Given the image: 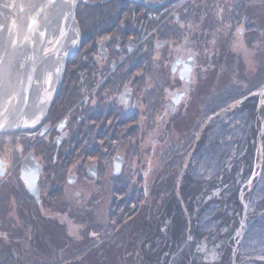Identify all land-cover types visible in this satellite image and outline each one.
I'll return each instance as SVG.
<instances>
[{
	"label": "rangeland",
	"instance_id": "rangeland-1",
	"mask_svg": "<svg viewBox=\"0 0 264 264\" xmlns=\"http://www.w3.org/2000/svg\"><path fill=\"white\" fill-rule=\"evenodd\" d=\"M126 1L128 0H109L107 4L115 8ZM219 1H221L220 3L227 2ZM239 1L243 4L240 15L250 17L256 23L260 20L259 25H264V0H261L262 3L259 5L255 0ZM139 2H147L148 6H161L159 0H136L132 5L138 6ZM85 3L89 8L97 7L90 0H86ZM176 3L177 8H180L181 5L191 6V12H193L191 19L197 24L195 27L199 31L201 29L203 31L211 30L214 24V21L211 20L212 17L209 16L211 11L210 9L201 11L199 0H176ZM225 6L220 5L216 9L221 10V18L224 16L222 11L225 10ZM230 6L234 5L230 4ZM93 14H89L88 19L97 22L96 19L99 18L95 24L98 28H105L108 17L115 16L96 12L92 18ZM260 14L262 16L258 17ZM145 19L148 23H157L156 20L161 18L152 13ZM100 21H105L106 26ZM137 24L138 22H134V25ZM243 29L244 26H238L234 30V34L229 35L228 38H225L221 28L214 29L213 31L216 33L211 31L210 38H214L216 44L210 42L206 35L196 33V36L198 35L196 43L200 42L202 48L199 60L202 58L203 62H200L198 56H195L196 62L192 59L193 62L188 63L184 71L191 72L193 68L192 74L197 79L198 72L204 70L199 74V86L196 88L200 92V100L203 103L215 101L217 104H221L222 101L224 102L226 93H232L231 89H236L237 86L241 87L240 92L243 96L234 104L238 109L243 108L242 113L244 114L240 116L243 117L242 122L247 120L248 116H252L251 120L256 122L255 127H260L258 126L260 124L257 123L258 115L254 110L264 115V36L255 38L249 36L248 38V35L244 36L245 32L241 33ZM258 31L253 29L250 32L257 33ZM124 34H128L127 31L113 30L108 35L100 36V41L96 43L92 44L87 40L86 43L84 42L83 48L80 45L74 48L80 53L67 59L65 74L60 82L62 87L58 88L50 110L48 107L47 114L55 117L51 126L62 124L59 119L66 117V123L68 122L66 128H68L71 137L68 135L67 137H55L53 131L48 134V137L52 138L50 140L53 141L50 148L40 147L42 142L31 145L28 143V145L19 147L15 141L18 139L14 134L8 132L1 134L4 135V140L0 141V151H3L6 159L0 158V163L9 164L16 161L18 167L9 168L7 166L0 176L3 178L1 182L6 187L0 185V194L7 189L10 197L9 202L1 196L0 203H9L8 207H12L8 210L5 205H1L0 218L7 213L8 221L0 222V264H163L161 263L162 257H166L168 249L176 243L173 241L178 239L175 235L167 237V223L172 220L175 221V231H183V238L179 243L185 241L183 244L189 245L183 246L181 263L175 260L168 264L195 262L209 264L210 261H213V264H239L234 261L235 259L241 261L240 264H264V255L259 254V250H247L246 245L249 239L250 243L258 244L264 235V219H262V217L264 218V199L258 198L260 200L251 201L248 200V196L244 199L243 192L239 189L236 190V197H233L232 191L229 193L227 191V189H231L227 184L228 179L226 180L225 177L227 172L221 173V178L215 180L214 188L207 189L205 187L204 189L201 182H195L197 178L204 183L213 182L214 176L204 175L203 167L224 165L232 159L229 157L231 147L234 148L237 145L243 147L242 141L245 138H240L237 143H233V139L225 138L229 133L230 122L226 121L227 113L223 109L217 114L218 119L209 118L205 121L197 116V106L194 108V112L189 110L186 111L188 112L186 114V106H181L186 101H182L169 117L161 120L157 119L158 116L150 118L152 120L150 126L142 125L140 128L144 132L142 137L138 135L127 137L119 149L110 144L109 153L106 154L100 152L98 144L94 141V136L100 134L103 127L98 119L91 116L95 118L91 125L89 122L80 120L78 106H85L84 102H79L80 96L70 95V101H64L66 99L65 92L69 91L68 88H65L67 74L77 66L78 57L83 61L88 58L83 57L81 49L86 51V47L90 44L93 48H97L98 42H109L111 36L114 37V40L124 39L122 36ZM151 39L155 44L158 41ZM214 45L215 48L217 47V50L214 51L217 53V58L223 57L222 54L229 53L227 47L231 46L232 50L238 52L239 57L245 63L238 64L236 67L222 59L218 61L215 58L216 60H212V62L205 60L204 58L211 52L207 49L208 46ZM111 49L110 52H113ZM211 54L214 55L213 51ZM153 60L155 59L147 63L148 82H152L153 89L158 88V92L160 91L161 95L157 101L159 110L168 100L169 90L172 87L170 80L166 82L164 81L165 77L158 74L160 63L157 64V69L154 67ZM196 63L197 65H195ZM162 67L165 68V66ZM167 68L169 71L172 69L171 66ZM107 69H109L107 65L100 69V78L104 81L100 83L99 87H97V83L87 82L91 84V88H97V90L102 88L100 94L103 91H109L107 84H117L115 76L113 80L109 81L111 76ZM180 69H182L181 66ZM66 70L68 71L66 72ZM233 72H238V76ZM150 74H153L152 77ZM258 84H261L262 92H252ZM70 93L72 92L70 91ZM239 96H241L240 93ZM112 99L109 94L105 97L106 101ZM65 102L75 106L71 114L67 113L68 108H66ZM110 105L119 106L114 102ZM246 109L250 113L245 115ZM60 111H63L64 115L59 118ZM68 114L69 118L73 117L72 121L68 120ZM240 117L237 119H241ZM132 120L136 119L132 118L130 121L128 119L125 122ZM155 120L159 122L158 126H156ZM115 123L117 122H114V125ZM70 126H72V130H70ZM119 126L118 124L115 127L124 132V127L122 126L120 129ZM167 131L168 136L160 139L161 134ZM84 135L86 137L83 139ZM63 137L65 139L61 140ZM257 138H259L258 147L263 146V137ZM69 139L73 140L71 149L67 148L71 143ZM138 139L141 140V144L136 143ZM65 143L68 145L63 146ZM126 144L134 147L135 155L128 153ZM57 146L59 147L55 149ZM40 149H44L43 152H38ZM85 149L92 152L94 157L83 159L79 154L83 153ZM104 149H106V145ZM172 149L177 151L171 152ZM9 151L13 154H10ZM225 151L227 152L226 156ZM194 152L198 153L194 155ZM238 153L248 156L249 152L247 150L245 152L238 151ZM30 155L34 159H31ZM133 156H136L137 159H134ZM115 157H119V159H115ZM27 158H30L31 164L28 162L29 166L25 168V159ZM116 164L119 166L118 169ZM258 164L259 168L264 166L260 159ZM31 165H34V168L30 169ZM188 167H190L189 171ZM185 169L188 172H184ZM243 169L245 167L237 174H241ZM86 171L89 175H86ZM151 174L156 181H160L161 177L169 180L172 188L169 185L164 187L161 182L165 180H162L160 184L155 185L153 190L156 191L151 196L150 184L154 182V179L150 177ZM189 174L191 177H188ZM34 175L38 179V197L47 205L41 214L38 210L30 213L22 208L30 203L21 199L25 188L23 180L25 178L30 181ZM85 175L86 177L83 178ZM136 179L139 181L135 182ZM191 180L194 182L192 183ZM142 182L144 184H141ZM220 184L225 187H219ZM179 185L184 187L177 189ZM245 188L246 190L250 189L251 193L252 188L249 182ZM25 191L27 192L26 189ZM105 192H108L112 197L119 194L115 198L117 203L113 204L105 197H98ZM35 201H37L36 198ZM4 209H6V213ZM206 212L207 214H205ZM249 225L258 228L251 233L246 231ZM156 245H159L158 249ZM238 247L244 248L241 253V256L244 254L242 258L237 253ZM188 249L193 252L192 256L195 255L196 261H193L190 256H185L184 253Z\"/></svg>",
	"mask_w": 264,
	"mask_h": 264
},
{
	"label": "bare ground",
	"instance_id": "bare-ground-1",
	"mask_svg": "<svg viewBox=\"0 0 264 264\" xmlns=\"http://www.w3.org/2000/svg\"><path fill=\"white\" fill-rule=\"evenodd\" d=\"M85 1L86 0H0V108L2 107L0 109V135L7 132L14 134L18 139L15 141L16 144H19L17 145L19 147H21V145H28V143L29 145H31L33 143L42 142V144H40V147L50 148L53 141L50 140L51 137H48L49 132L54 131L56 133H67L65 128V126L67 125L65 120L66 117H64V119H59L62 124L51 126L53 125L52 121L54 119L51 117L48 118L47 110L48 107H51L52 101L59 90L58 88L62 87L60 85V82L65 74L64 70L67 59L74 54L80 53L79 50L73 49L78 45H80V47L82 46L83 48V40L87 39L88 42L93 44L94 42L96 43L97 41H100V36L108 35L113 32V30L128 31V29L134 24V22L140 23L136 28L137 35H131L133 37L132 39L124 38L114 40V37L111 36L109 42H98L97 48H93L92 44H90L86 47V51L81 49V51L83 52V57L88 58L86 59V61L81 60L80 57L77 58V66L73 67L66 76L67 80L65 83V88H68L69 91L65 93L70 94L71 91L72 96H74V94H77V96H80L82 98L92 97L93 105L90 108V116H88L86 119L91 118V116H95L97 119H110L111 115L108 112V108L110 103L112 102L122 105L125 103L124 101H126L124 105L129 106V97L128 94L124 91H116L117 93L113 96V99L111 101H106L105 97L102 96V98L100 99L101 96H98V94L96 95L95 93H91L90 91L92 89H88V91L83 90L84 85H86L88 81L99 84L104 81H102V78H100V69L104 68V65L105 67L107 65V68H109L107 69V72H110L109 76H112L113 74L118 73V71L121 70L123 66L130 62L129 60L131 59V55L135 56L144 51L145 47H148L146 51L149 55L147 56H149V58L151 59H155L153 60L154 67L158 69L157 64L160 63V71L158 72V74L161 77H167L166 69L162 67L163 63L165 65V61L162 62L160 60L162 56H160L161 47L162 49L168 50L167 56H162L164 60L167 59V62L169 64L172 63V66L175 65V67H177L178 65H181L183 67V65L186 64L185 62H187L188 60L184 58L185 56H180V58L178 59H172L171 55L178 53L179 50L198 52L195 46L191 43V40L187 36L185 30L182 34V37L185 40L184 42L182 39L173 37L165 39L166 35L170 33L168 31H165L168 30L166 25L170 22V19L172 22H177L182 19V17H192L193 12H191V6L189 5H186L187 9L177 8L178 5L176 3V0H159L161 6L156 5L139 7L136 5H132L134 3L132 0L128 3L122 2V5L119 4V7L117 6L115 8L111 7L109 4H105L102 7L97 6V8L101 9L100 11L102 12V14H113L116 16L115 17L110 15L108 17V20L106 22L107 26L104 24L105 21H100L103 22L106 27L98 28L95 26V24L98 22L99 18L96 19L97 22H93L92 20L87 18L89 14H96V12H94L92 7L89 8L88 4L84 3ZM224 1L227 2L220 3L221 1L219 0H199V3L201 11H205L208 9H210V11H214L220 5H226L229 8L230 4L237 3L236 0ZM255 2L258 5L262 3L260 1ZM164 8L170 9L163 12ZM74 12H76V15H74ZM150 13L155 14L161 19L156 20L157 23H147L145 18L148 17ZM245 19L248 20L247 18ZM13 21H15V24ZM172 34H175V32H172ZM254 35L258 37L257 34ZM262 36H264V32ZM151 38L158 39V41H156V44L152 41ZM87 40L85 41V43L87 42ZM213 44L216 43L214 42ZM111 48H114L115 50L113 51ZM110 49L113 52H110ZM211 55L214 58L207 59L211 60V62L212 60L215 61L217 59L218 61H221L222 59L230 62L232 66L236 67L238 66V64H243L242 61H238L236 57H234L239 55V53L235 51L227 54H222L221 56H223L224 58H217V53L214 54L215 56L213 54ZM188 56L189 61L192 62L193 59L196 62L194 54H190ZM202 60L203 59L200 58L199 61L201 62ZM67 71L68 70H66V72ZM236 90L237 89H231L232 93L230 92L225 94L224 108H221L215 101L209 103L201 102L200 92L197 90L192 91L188 95L191 100L189 101L191 105L186 106L185 111L193 110L197 106V116L207 121V119L209 118L218 119L217 114L221 109H223L227 113V115L231 112V110H233L228 115V117L227 115L225 116L226 118H228L227 121L230 122V125L228 126L229 133L225 136V138L230 140L233 139V143L239 142L240 138H245V140L242 141L243 147H238L239 145H237L236 147H231V149H229V157H232V159L227 162L228 165L217 164L213 165L212 167H203L204 175L215 176L214 181L209 183L205 182L203 188H214L216 186H214V184L216 183L215 180H218L219 174L224 172L229 173L232 171L231 176L228 177L230 178L229 181L232 182V186L243 192V198L245 199L246 196H248V200H260L258 198L264 199V166H261L259 168L258 160L260 159V161L264 164V145L258 147V144H256L255 140L258 141L259 138L257 137H264V115H262V113H258V111H255L251 107L258 115L259 121L257 123H260V127H255L256 122L253 120H245L244 122H242L243 117L240 116L244 114L242 113L243 110L238 111L239 117L241 119H237L236 114L238 107L234 106L235 104L233 102H235L242 96L238 97V95L234 93V91ZM260 91L262 92V89H260L259 92ZM187 93L188 92H185L183 95L186 96ZM177 100H179V98H177ZM254 101H256V98H254ZM172 104L167 107L168 111L170 112H172ZM248 113H250V111L246 109L245 115ZM86 119H82L81 121L88 122V120ZM238 129H240V131H238ZM142 133L144 132L139 130L136 135L142 137ZM118 134L124 135V133H121L119 130L117 132V130L113 129L109 130L107 133L95 135L94 141L98 144L100 152L104 150V152L107 153V151L110 150V144L116 143L120 140L123 141V145L124 141H126V137H116V135ZM64 139V137L61 138V140ZM3 140L4 135H1L0 141ZM248 140L249 142H247ZM69 141L71 142L69 145L68 143H65L63 144V146L68 145L67 148L71 149L73 147V140L69 139ZM136 143L141 144V140H136ZM105 145L106 149H104ZM127 146L128 148L126 149H128V153L135 155L134 147L129 145ZM58 147L59 146L55 147V149H57ZM43 150L44 149H40L38 150V152H43ZM247 150L249 152L248 156L238 153V151L245 152ZM9 153L13 154L10 151ZM197 153L198 152H194V155ZM33 154L36 155V153ZM226 154L227 152L225 151V156ZM79 155H81L83 159L87 157H94L93 153L89 152L86 149ZM9 157L12 159H16L12 156ZM0 158L6 159V157H4L3 151H0ZM30 158L34 159L31 155ZM30 158L25 159V168L29 166L28 162H30L31 164ZM133 158L137 159L136 156H133ZM115 159H119V157H115ZM7 166H9V168L18 167L16 161H12L9 164L0 163V176L4 173V169H6ZM32 167L34 168V165H31L30 169H32ZM240 167H245L246 176L248 177V182L250 185H252L254 179L257 178V184L256 186L252 187L251 193L250 189L246 190L245 185L239 182L238 179L234 177L239 172ZM116 168H119L117 164ZM234 169L235 171H233ZM189 170L190 167H188V171ZM188 171L186 169L184 170V172ZM157 172L159 171L157 170ZM86 175H89L88 171H86ZM86 175L83 178H85ZM150 177L154 179L153 174H151ZM188 177H191V175L189 174ZM2 179L3 178H0V185L4 186V183L1 182ZM162 180L165 181L161 182ZM137 181L139 180L136 179L135 182ZM23 182L25 184V182H27L26 179H24ZM160 182L164 187H167L168 185L169 187H171L170 181L166 180L164 177H161L160 181H156L154 179V182L150 184L151 196H153L154 192L156 191L153 190V188L155 187V185L160 184ZM193 182L194 181H192V183ZM195 182L202 181L197 178ZM141 184L144 183L142 182ZM182 187L184 186L179 185L177 189ZM219 187L224 186L220 184ZM6 190L2 194H0V198L1 196L5 197L6 200L10 202L9 190ZM227 191L229 193L230 190L227 189ZM5 192L7 197L5 196ZM116 196L112 197L108 192H105L103 193V195H100L98 197H105L108 201L116 204ZM36 200L41 202H30L22 208H25L26 211L30 213H34L35 210H38V212L41 214V212H43V209L47 208V205L46 203L42 202V199L40 197H37ZM1 205H5L6 209L8 210L12 208L8 207L9 203H0V213L2 210ZM6 209H4L5 213ZM15 211L16 209L14 210V212ZM205 214H207V212ZM262 219L264 218L262 217ZM7 221L8 217L6 213L5 215L3 214L2 218H0V222L2 223ZM167 225V237L170 238L171 236L175 235L176 237H178V239L177 241H173L176 243H174V245H171L168 251L166 248L167 254H165L166 257L163 258L162 263L168 264L169 262L175 260L181 263L182 252L184 250L183 246H188L189 244H183L185 243V241L179 243L180 239L183 238V231H175L176 228L174 220L168 222ZM257 228V226L249 225L246 231L252 232ZM172 232L174 233L172 234ZM243 239L245 240L244 235ZM243 250V247H238L237 253H239V255L241 256ZM184 254L185 256L192 257L193 261H196L194 259L195 255L192 256L193 252L190 249H188V251H186ZM234 261L239 264L241 263V261H237L236 259ZM190 264H199V262ZM202 264L204 263L202 262Z\"/></svg>",
	"mask_w": 264,
	"mask_h": 264
},
{
	"label": "flooded vegetation",
	"instance_id": "flooded-vegetation-1",
	"mask_svg": "<svg viewBox=\"0 0 264 264\" xmlns=\"http://www.w3.org/2000/svg\"><path fill=\"white\" fill-rule=\"evenodd\" d=\"M236 1H237V3L233 4L234 6H232V7L230 6L229 8H227V6H225V10L222 11V12H224V16L222 18L220 17V11H221L220 9H218L216 11H211V14H209V16H211L212 17L211 20L214 21V24H213L211 30L206 29L203 31L201 29L199 31L195 27V26H197V24L195 22H192V19H191L192 17H188V16L182 17V19H180L177 22H172L171 19L169 18L170 22L167 23V25H166L168 30H165V31H168L170 33H168L166 35L165 39H168L169 37H173V38L182 39L184 42L185 40L183 39L182 34L184 33V30H185V32L187 33V36L191 40V43L198 50V52H188L187 50H179L178 53L171 55V58L172 59L173 58L178 59V58H180V56H185L184 58L189 61V59H188L189 56H186V55H190V54L193 55L194 54V56L199 57V54H200V51L202 50V48L200 46V42H199V44L196 43L197 36H198V35L196 36V33H198L199 35H206V37L209 39L210 42H214V38H210V32L212 31L213 33H216V31H213L216 28L222 29V31L224 32L225 38H228V36L231 34L233 35L234 30H236L237 27L241 26V25L244 26V29L241 31V33L245 32L244 36L248 35V38H249V36H251L250 38H255L256 35H254V34H257L258 36L262 37L264 31H263V25L262 26L259 25L261 21L258 20V23H256V22H253L250 17H244L243 15H240V12L242 11V5L243 4L239 0H236ZM255 1L262 2L261 0H255ZM145 5L146 4L138 5V6L141 7V6H145ZM180 8H186L187 9V6L181 5ZM169 9L170 8H164L163 12L165 10H169ZM226 10H229V11H226ZM259 10H261V9H259ZM150 14H152V13H150ZM260 16H262V14H260L258 17H260ZM245 18H247L248 20H246ZM146 22H147V20H146ZM139 24L140 23H138L137 25L133 24L132 26H130V28L127 31L128 34L122 35L123 38L128 39V37H129V39H132L133 37L131 35H133V34L137 35L136 28H137V26H139ZM229 26H231L232 28H230ZM253 29L259 30V31L257 33L256 32H250ZM159 30H161V29H159ZM261 30L263 31L262 33H261ZM172 32H175V34H172ZM208 32H209V34H207ZM252 35H254V36H252ZM208 47L209 48H207V49H209L211 52L213 51V53L216 54V52H214L217 50V47L215 48V45L214 46H208ZM247 47L253 50V48H251L250 46H247ZM147 48L148 47H145L144 51H142L141 53H139L135 56L131 55V59L129 60L130 62L127 63L129 65L126 64L125 66H123L122 72H121V70H119L118 73H116V75L113 74L109 78V81H111L114 79V76H115V80H116L117 84L116 85L114 83L107 84V86L109 87L108 92L103 91L100 94L99 92L102 91V88H100L98 90H97V88H95V89L91 88L90 83H87L86 85H84L83 90L88 91V89H92L90 92L95 93L96 95L98 94V96H101L100 99L102 98V96L107 97L108 94L111 95L113 98V96L118 91L126 92L128 94V97H129V100H128L129 106L124 105L126 103V101H124L125 103L123 102L124 104H122V105L118 104L119 106L109 105L108 112L111 115L110 119H98L100 124L103 126L100 134L107 133L110 130V128H112L113 130H117V132H118V128L115 126H118V124H119L120 129L122 126L124 127V132L122 130H119L121 133H124V135L118 134V135H116V137L117 136H123L124 138L126 137L125 139H127V137L128 138L135 137V136H137L136 133L139 132V130L142 131V129H140V128H142V125H144V126L149 125L150 126V124L152 123V120H150V118H156L158 116L157 119L161 120V119H165V118L169 117L171 115V113L175 110V108L179 105V103L182 101L183 102L186 101L185 102L186 104L185 103L181 104L182 107L191 105L189 103V101H191V100H190V97L188 95L190 92L195 91L196 88L199 86V79H198L199 74H201L202 71H204V70L199 71V65H198L197 69L199 72H198V76H197L198 78L196 79V77L192 74L193 68H192L191 72L190 71H187V72L184 71L185 66H187L188 63H192L193 61L192 62L191 61L185 62L186 64H184L183 67L181 65H178L177 67H175V65L172 66V63L169 64L167 62V59L164 60V58H163V57L167 56L168 50L162 49V47H161L160 48V56L162 55L163 57L161 56L160 60L162 62L165 61V65H163V66H165V69H167L166 70V76L167 77H165L164 81L168 82L170 80L171 81L170 86L172 88H170V90H169L168 100H166V102L164 103V106L158 110L157 101H158L161 94H159L160 91L158 92V88L153 89V87L151 85L152 82H148L149 68L147 67V63H148V61H151L152 59L149 58V56H147V55H149L146 51ZM230 48H231V46H230ZM230 48L227 47L229 53H231V50H232V48H231V50H230ZM211 52H210V54L208 53V56L205 58V60L210 59V58H214L211 55ZM232 52H234V51L232 50ZM234 57H236V59L238 61H242L243 64L245 63L243 61V59L241 57H239V55L234 56ZM195 65H197V63ZM169 66H171V68H172L171 71H169L168 70L169 68H167ZM180 66L182 67V69L178 68ZM210 66H211V64H210ZM233 73L238 76V72H233ZM150 75L152 77L153 74H150ZM93 83H95V82H93ZM97 84H98L97 87H99L101 85L99 83H97ZM257 86H259V87H254L252 92H254V93L259 92V90L262 88L261 84H258ZM236 89L237 90L234 91V93L237 94L238 96L240 93V95L243 96L242 93L240 92V90L242 88L237 86ZM185 92H188L186 96L183 95ZM69 95H71V93L66 94V99L64 101L70 100L71 97ZM177 98H179V100H177ZM238 100H236V101H238ZM79 102L85 103L84 104L85 106H82V107L78 106V109H79L78 114L80 116V120H82V119L90 116V113H89L90 110H89V112H86V111L88 109H90L91 106L93 105L92 97L91 98L90 97L89 98L80 97ZM97 102H100V101H97ZM235 102H233V103H235ZM65 104H66V102H65ZM171 104H172V112L168 111V109H167V107ZM218 105L221 108H224V106H225L223 101L221 104H218ZM234 106H236V105H234ZM66 108H68L67 113L71 114L73 112L75 106L68 104V105H66ZM239 110H243V108L241 107L240 109H237V114H236L237 117H239V114H238ZM190 111L194 112V109L190 110ZM59 113H63V111H60ZM185 113L188 114V112H186V111H185ZM69 114H68V120L72 121L73 117L69 118ZM132 118H134L136 120H132L131 122H129L130 119H132ZM94 119L95 118H92V117L88 118V122L90 123V125L94 123V121H95ZM128 119H129V121L126 123L125 120H128ZM98 121H96V122H98ZM167 121H168V119H167ZM114 122H117V123H115V125H114ZM155 122H156V126H158L159 122L156 120H155ZM66 127H67V125L65 126V128ZM106 127H108V128H106ZM70 130H72V126H70ZM66 132L67 133L63 132L62 134L54 132V136L55 137H59V136H61V137L66 136L67 137V135H68L69 137H71V134L68 133V128H66ZM167 136H168V131L162 133L160 139H164ZM85 137H86V135H84L82 138L84 139ZM122 142L123 141L120 140L116 143H113V146L116 147V149H119L122 146ZM174 151H177V150H174V149L171 150V152H174ZM103 152H104V150L101 151V153H103ZM108 153H109V151H107L106 154H108ZM224 165H227V163ZM242 168L243 167H240V170ZM233 171H235V170H233ZM231 173H232V171L225 175L226 180L228 177L231 176L230 175ZM234 177L237 178L238 181L243 183L245 186L248 183V177L246 176V170L245 169H243V171H241V174H239V175L236 174ZM219 178H221V174H219ZM229 179L230 178H228L227 184L229 185V187H232V182L229 181ZM224 180H225V178H224ZM201 184L204 185V182H201ZM158 246L156 245L157 249L159 248ZM162 260H163V257H162ZM162 260H161V263H162ZM209 264H213V261H210Z\"/></svg>",
	"mask_w": 264,
	"mask_h": 264
},
{
	"label": "trees",
	"instance_id": "trees-1",
	"mask_svg": "<svg viewBox=\"0 0 264 264\" xmlns=\"http://www.w3.org/2000/svg\"><path fill=\"white\" fill-rule=\"evenodd\" d=\"M91 2H94L97 6H104L105 4H107L108 3V1L109 0H90ZM93 10H94V12H97V13H100L101 11V9H99V8H92ZM94 15H95V13L93 14V15H91L92 16V18H94ZM88 18V17H87ZM90 19V18H89ZM87 40V39H86ZM86 40H83L84 42L86 41ZM51 118H53L52 116H51ZM251 118H252V116L250 117H248V119L247 120H251ZM260 124V123H259ZM258 126H260V125H258ZM256 141V144H258V141L257 140H255ZM262 141H263V145H264V137L262 138ZM247 142H249V140L247 141ZM256 183H257V178H255L254 179V181H253V183H252V185H251V188L252 187H254V186H256ZM236 190H237V188L236 187H231V189H230V191H232L231 192V195L233 196V197H236V195H237V192H236ZM23 194L25 195V196H27V194H26V192H25V190H24V192H23ZM25 199H27V198H25ZM255 230H253L251 233H253ZM247 245V247H248V249L247 250H259V254H262V255H264V235H263V237H262V240L258 243V244H254V242H251L250 243V239H249V241H248V244H246Z\"/></svg>",
	"mask_w": 264,
	"mask_h": 264
},
{
	"label": "water",
	"instance_id": "water-1",
	"mask_svg": "<svg viewBox=\"0 0 264 264\" xmlns=\"http://www.w3.org/2000/svg\"><path fill=\"white\" fill-rule=\"evenodd\" d=\"M74 15H75V12H74ZM13 22L15 24V21H13ZM74 50H76V49H74ZM37 180H38L37 176L34 175L32 180H30V181L26 180L27 182H25V186H26L28 193L35 198L38 197Z\"/></svg>",
	"mask_w": 264,
	"mask_h": 264
}]
</instances>
